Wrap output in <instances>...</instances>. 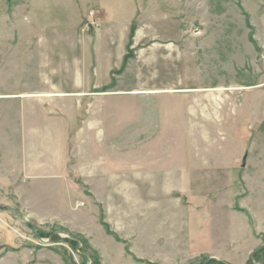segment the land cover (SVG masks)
Here are the masks:
<instances>
[{"label":"rangeland","instance_id":"rangeland-1","mask_svg":"<svg viewBox=\"0 0 264 264\" xmlns=\"http://www.w3.org/2000/svg\"><path fill=\"white\" fill-rule=\"evenodd\" d=\"M171 203L264 228V0H0V264H143Z\"/></svg>","mask_w":264,"mask_h":264},{"label":"crops","instance_id":"crops-1","mask_svg":"<svg viewBox=\"0 0 264 264\" xmlns=\"http://www.w3.org/2000/svg\"><path fill=\"white\" fill-rule=\"evenodd\" d=\"M174 204L166 209L141 205L129 213L124 210L122 220L114 217L110 222L115 227H134L127 237L130 251L137 256L136 263L188 264L206 255L229 264H244L252 250L264 244V228L252 226L247 216L243 217V223L237 224L240 218L233 214L230 224L227 214L211 209L209 215H189L181 223L179 207Z\"/></svg>","mask_w":264,"mask_h":264},{"label":"trees","instance_id":"trees-1","mask_svg":"<svg viewBox=\"0 0 264 264\" xmlns=\"http://www.w3.org/2000/svg\"><path fill=\"white\" fill-rule=\"evenodd\" d=\"M71 240H74V239L72 238ZM76 241H77V243H81L82 245H84L82 241H80V240H76ZM261 254H264V244L261 245L260 247L256 248V249L252 250L249 258L247 259L246 264H264V257H261ZM202 262L204 264H212V263H214V264H229L224 260L211 258V257H205Z\"/></svg>","mask_w":264,"mask_h":264},{"label":"water","instance_id":"water-1","mask_svg":"<svg viewBox=\"0 0 264 264\" xmlns=\"http://www.w3.org/2000/svg\"><path fill=\"white\" fill-rule=\"evenodd\" d=\"M244 163H245V157H243L242 159V165H244Z\"/></svg>","mask_w":264,"mask_h":264}]
</instances>
